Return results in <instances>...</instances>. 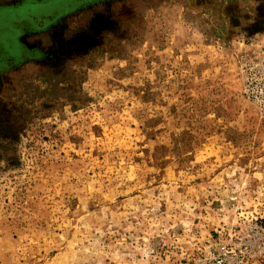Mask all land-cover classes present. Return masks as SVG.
<instances>
[{
	"label": "rangeland",
	"instance_id": "374dc122",
	"mask_svg": "<svg viewBox=\"0 0 264 264\" xmlns=\"http://www.w3.org/2000/svg\"><path fill=\"white\" fill-rule=\"evenodd\" d=\"M0 264H264V0H0Z\"/></svg>",
	"mask_w": 264,
	"mask_h": 264
},
{
	"label": "built area",
	"instance_id": "2783aa9c",
	"mask_svg": "<svg viewBox=\"0 0 264 264\" xmlns=\"http://www.w3.org/2000/svg\"><path fill=\"white\" fill-rule=\"evenodd\" d=\"M219 261V260H218Z\"/></svg>",
	"mask_w": 264,
	"mask_h": 264
}]
</instances>
